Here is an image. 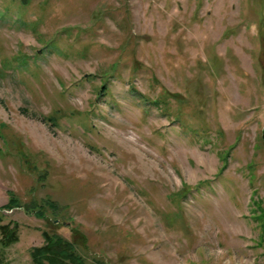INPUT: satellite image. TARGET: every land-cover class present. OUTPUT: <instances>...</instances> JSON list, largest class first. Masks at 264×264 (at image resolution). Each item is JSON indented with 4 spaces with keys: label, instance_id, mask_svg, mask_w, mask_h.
Instances as JSON below:
<instances>
[{
    "label": "rangeland",
    "instance_id": "rangeland-1",
    "mask_svg": "<svg viewBox=\"0 0 264 264\" xmlns=\"http://www.w3.org/2000/svg\"><path fill=\"white\" fill-rule=\"evenodd\" d=\"M262 129L264 0H0V264H264Z\"/></svg>",
    "mask_w": 264,
    "mask_h": 264
},
{
    "label": "trees",
    "instance_id": "trees-1",
    "mask_svg": "<svg viewBox=\"0 0 264 264\" xmlns=\"http://www.w3.org/2000/svg\"><path fill=\"white\" fill-rule=\"evenodd\" d=\"M167 98L168 94H160L154 100H156L157 103L159 102L162 103V105H166ZM47 120L50 121L51 124H56L54 117H48ZM10 196L13 199H9L8 204L0 207V248L9 247L19 240L18 224L12 221L4 222L2 214L3 210L21 207L18 199H15L12 195ZM35 208V204L33 203V206L26 208V211L33 212ZM43 239L44 243L41 246L32 247L29 251L32 264H67V262L82 264V260L75 253L73 246L66 240L47 233H43Z\"/></svg>",
    "mask_w": 264,
    "mask_h": 264
},
{
    "label": "water",
    "instance_id": "water-1",
    "mask_svg": "<svg viewBox=\"0 0 264 264\" xmlns=\"http://www.w3.org/2000/svg\"><path fill=\"white\" fill-rule=\"evenodd\" d=\"M261 138H262V140H263V142H264V129H262V132H261Z\"/></svg>",
    "mask_w": 264,
    "mask_h": 264
}]
</instances>
